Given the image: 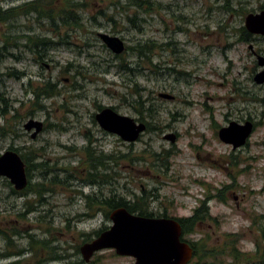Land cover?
Returning <instances> with one entry per match:
<instances>
[{"label":"rangeland","instance_id":"obj_1","mask_svg":"<svg viewBox=\"0 0 264 264\" xmlns=\"http://www.w3.org/2000/svg\"><path fill=\"white\" fill-rule=\"evenodd\" d=\"M29 1L0 0V7ZM64 1L57 0L54 10ZM81 1L83 27L69 28L67 41L59 37L66 28L56 34L34 13L0 23V40L45 35L55 44L42 60L25 46V37L18 38V47L0 51V155L32 148V164H45L28 171L29 185L21 194L0 176V236L8 238V248L24 253L22 264H134V257L113 248L83 259L80 247L113 224V209L89 211L85 196L128 201L143 193L149 213L178 218L207 201L208 216L188 235L200 248L189 264H246L245 253L256 244L264 253V83L254 81L264 69L257 61L264 57V36L241 42L236 32L246 14L264 8V0H229L237 12L226 10L225 0H151L147 9L130 0ZM99 33L120 37L125 51L114 54ZM146 43L158 46L147 52L149 59L130 49ZM44 81L60 92L40 97L39 110L34 91ZM138 100L153 109V117L135 142L103 130L95 119L102 106L138 121ZM30 119L43 123L35 138L24 128ZM247 120L255 128L244 145L234 149L219 138L230 121ZM89 139L95 150L119 159L106 163L110 176L95 183L83 155ZM43 182L48 186L40 199L32 190ZM232 241L238 258L226 251ZM4 243L0 237L1 248ZM214 248L225 253L206 258Z\"/></svg>","mask_w":264,"mask_h":264},{"label":"water","instance_id":"obj_2","mask_svg":"<svg viewBox=\"0 0 264 264\" xmlns=\"http://www.w3.org/2000/svg\"><path fill=\"white\" fill-rule=\"evenodd\" d=\"M244 26L249 33L264 36V9L246 14ZM99 36L116 55L125 51V43L120 37L107 33H99ZM257 61L264 67V57L258 55ZM254 81L264 83V69L255 74ZM160 96L173 98L172 95L163 93ZM95 119L103 130L117 134L128 143L139 139L147 128L144 122H137L113 107L100 109L95 114ZM24 128L32 131L31 137L35 138L43 130V123L30 119L24 124ZM253 129L254 125L250 120L242 124L230 121L228 126L219 129L218 136L236 149L246 143ZM174 139L175 136H171V140ZM0 176L8 178L18 191L28 185L26 164L19 152L8 149L0 155ZM110 219L113 224L107 230L80 247L86 262L96 251L105 248H113L118 255L134 257V264H188L194 256L193 247L183 239L182 227L177 219L136 215L125 207L114 209L110 213Z\"/></svg>","mask_w":264,"mask_h":264},{"label":"trees","instance_id":"obj_3","mask_svg":"<svg viewBox=\"0 0 264 264\" xmlns=\"http://www.w3.org/2000/svg\"><path fill=\"white\" fill-rule=\"evenodd\" d=\"M57 2V0H32L26 3H23L22 5L15 6V7H10L7 9H2L0 7V23H6L8 21H14L18 17L22 15H29V14H36V18L38 20L40 19H45L48 21L50 26L54 27V32L57 34H60L62 26L65 29V32L63 33V36H59L65 41L69 37V28L73 30L74 27L75 29L83 27V21L81 18V15L78 11H80L81 8L86 7L85 3L83 1L79 0H65L63 2V5L60 6V10H54V5ZM130 2L133 5H136L137 7H140L141 9L146 8V6H151L152 1L151 0H130ZM226 4H229V0H225ZM88 5V3H87ZM225 6L224 8L228 11H234L237 12V9H234L231 5ZM150 8V7H149ZM263 8V7H262ZM147 9V8H146ZM242 15H245V11H242ZM109 19H112L111 16H109ZM60 29V31H59ZM59 31V32H58ZM236 32H238L239 35V41L241 42H249L253 39H255L256 36L252 35L249 33L245 26H241ZM26 38V43L25 46L28 47L29 51H31L34 55L35 58L38 60L44 59L47 55V50L53 47L55 44L53 42V37L50 36H45V35H27V34H22L20 36H8L4 35L2 39L0 40L1 42L3 41L2 46L0 47V51H7L11 47H18L20 44V41L18 38ZM62 44H68L67 42H60L59 45ZM21 46V45H20ZM157 45L155 43H146L144 45L138 44L136 46H131L130 49H132L134 52H136L140 57H145L146 59H149L147 52H152L153 49ZM158 47V46H157ZM122 67H126L125 65L121 64ZM66 69L68 66L65 67ZM77 75L79 72H76ZM13 76H17L16 74H11ZM37 92L34 91V94L36 96V100L34 102L35 107L38 106V109H44V106L38 102L40 97H50L52 95H57L60 90L55 88V84H52L50 81H44L43 84H41L40 87L36 88ZM137 89H135V92ZM137 106L136 109L138 113L143 116L141 119L139 118L138 121H144L147 124V129L149 128V122L148 118L153 117L152 113V108L147 107L144 105V102L137 101ZM99 108H102V106H99ZM147 118V121H146ZM89 143L84 147V156H85V162L87 165V176H89V181L91 183H95L96 177L97 178H102L104 176H110L107 171L108 167L107 164L109 161H117V159L113 154H108L103 151L99 152L94 149L93 147V140L89 139ZM16 150V149H15ZM20 150V149H19ZM17 150V151H19ZM29 151H25L20 153L21 157L26 163V169L27 172L30 171L33 167H38V168H43L45 166L44 163H34L32 164L33 160H36L37 157L35 155V150L28 149ZM156 159L159 158L157 156L158 154L153 153L152 154ZM102 173V174H101ZM101 174V175H100ZM50 186L55 185V183H50ZM48 186L45 182L43 183H38L34 189L32 190L35 192L40 199L43 196V193L46 191L45 186ZM49 186V187H50ZM28 187V186H27ZM51 189V188H49ZM52 190V189H51ZM16 190L13 189V193ZM87 202V208L90 211H94L95 207H98L100 209L101 205H105V207L111 209H114L118 206H124L126 207L130 212H136L141 215H146L150 216L151 214L148 212L147 208L150 204V199L147 196H144L143 193L135 195L131 200H126L123 197H119L116 195H112L110 197L101 199L98 197H91L90 195L85 196ZM32 209V208H31ZM92 214V213H91ZM91 214H87L92 216ZM108 216V214H107ZM208 216V206H207V201L201 200V204L198 208H196L193 212V214L189 217L186 218H178V220L181 223L182 226V232L183 236L186 241H188L191 246L193 247L194 250V257L199 255V246H198V241L191 239L190 234L195 232V228L197 223H200L205 217ZM102 231L98 230L95 232L96 236H98ZM187 237V238H186ZM90 239H93L92 236H89ZM232 246L231 250H226L229 251L228 255H232L234 257H240V253L238 255V250L235 244L232 242H228V246ZM225 251L223 249L220 251L219 249H212L211 251H206L204 254L207 256L206 258H211V259H217L218 257H221ZM212 254V255H209ZM209 255V256H208ZM204 256V257H205ZM193 257V258H194Z\"/></svg>","mask_w":264,"mask_h":264},{"label":"flooded vegetation","instance_id":"obj_4","mask_svg":"<svg viewBox=\"0 0 264 264\" xmlns=\"http://www.w3.org/2000/svg\"><path fill=\"white\" fill-rule=\"evenodd\" d=\"M28 179H29V177H28ZM6 183L10 184L9 180L6 179ZM21 193H24L23 190L22 191H17L16 190L14 192V194H21ZM119 207H124V206H118L116 208H119ZM131 213L136 214V215H141V214L136 213V212H131ZM150 214H151L150 216H146V215H141V216L152 217V218L173 217V218L178 219V217L170 216L166 212L163 213V214H157V215L154 214V213H150ZM0 237H2L7 242V247H6L5 243H4L2 248L0 247V264H22L21 261H23V260L21 258V255L24 254V253L22 251H20V250L12 251L11 249H9L8 247H10V244L8 242V238L5 237V236H0ZM13 258H16V259L15 260H10V259H13ZM50 259L52 261H56L57 258H55V257L52 258L51 257ZM245 263L246 264H264V253L262 252L259 244H256L255 250L248 251V252L245 253Z\"/></svg>","mask_w":264,"mask_h":264}]
</instances>
